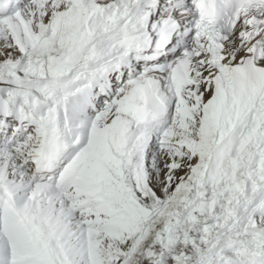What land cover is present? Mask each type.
Segmentation results:
<instances>
[{"label":"snow or ice","instance_id":"6c2138e0","mask_svg":"<svg viewBox=\"0 0 264 264\" xmlns=\"http://www.w3.org/2000/svg\"><path fill=\"white\" fill-rule=\"evenodd\" d=\"M0 264H264V0H0Z\"/></svg>","mask_w":264,"mask_h":264}]
</instances>
